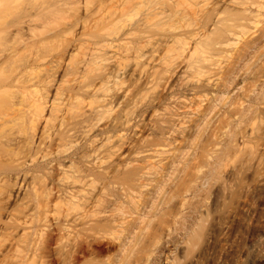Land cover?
Wrapping results in <instances>:
<instances>
[{"label": "bare ground", "instance_id": "obj_1", "mask_svg": "<svg viewBox=\"0 0 264 264\" xmlns=\"http://www.w3.org/2000/svg\"><path fill=\"white\" fill-rule=\"evenodd\" d=\"M217 3H221V10ZM263 10L264 0H0V222L7 216L9 222H16L6 220L9 229L13 225L20 229L18 241L24 244L23 247L18 244L22 252L17 256V264L37 260L40 264H171L174 261L172 252L177 249L176 241L174 249L165 253L162 227L151 225L155 205L161 202L157 198L168 191L166 185L171 188L167 182L169 169H178L174 163L180 149L191 144L189 142L196 143L195 137L204 131L201 130L203 121L209 120L206 116L217 102H226L228 97L221 88L232 81L233 68L240 65L249 49L258 48V43L264 40V23L257 36L247 31ZM237 30L242 32V42L238 37L235 39L240 35ZM244 33L251 37L246 36V39ZM232 44L240 46L235 48ZM229 47H233L232 55L219 58ZM155 55L160 62H154ZM257 56L254 59L259 58ZM228 59L225 66L224 60ZM218 60L223 63L218 65ZM244 64L240 68H244ZM253 65L244 69L250 70ZM125 66L131 67L130 74H135L137 79L144 78V73L150 79L148 83L165 80L181 70L185 75L181 76L182 84L188 80L192 83L191 79L195 82L188 91L194 90L196 96L197 92L203 93L197 97L202 98L198 99V104H192L197 106L193 111L185 110L187 105L180 103L176 108L175 104L171 107L173 103L166 106L167 102L162 114L151 113L154 117L162 115L152 120L155 121L151 122L153 128L149 125L152 132L148 130L156 135L154 140L157 141L151 143L159 146L152 151L161 150L157 155L165 154L166 142L180 138L178 145L168 143L174 152L165 159L168 160L164 162L165 167L163 162L159 163L162 171L159 166L157 176L154 173L148 176L147 169L156 167V163L164 160L162 157L160 161L153 159L155 164L151 163L153 161L146 164L148 168L145 163H137L138 166L130 165L127 169L126 166L122 170L114 169V134L118 129H114V122L118 118L122 121L129 118H121L116 109L120 104L128 105L131 99L127 97L132 92V86L126 89L119 86L121 81V85H125L123 78L127 74L121 75ZM213 72L221 80L215 78L219 83L212 79ZM186 73L193 78L188 74L190 79L186 78ZM204 73L207 76L209 73L211 79H204L205 84H201ZM118 88L124 90L119 93ZM142 89L140 92L146 96ZM218 91L221 93L217 94ZM133 97V102L139 103L140 98L136 97L139 100L136 101ZM135 105L128 107H133L130 109H134V113L135 108L140 107ZM120 111V115H125ZM242 118H238L239 121ZM137 124L140 122L134 126ZM228 132V138L237 135L236 131L235 134ZM230 140L224 145L226 150L231 148ZM17 207L21 209L20 214L15 210ZM11 210L21 216L24 210L27 213L23 214V220L19 216V220L15 217L13 221L14 218L9 217ZM162 221L160 223L164 224ZM167 223L170 225L169 221ZM167 225L165 228L169 227ZM0 230L2 234V228ZM150 231L153 236L146 238ZM98 237L104 238H99L104 242L107 238L111 243L101 246ZM9 250L1 251L0 262L8 255L11 257Z\"/></svg>", "mask_w": 264, "mask_h": 264}, {"label": "rangeland", "instance_id": "obj_2", "mask_svg": "<svg viewBox=\"0 0 264 264\" xmlns=\"http://www.w3.org/2000/svg\"><path fill=\"white\" fill-rule=\"evenodd\" d=\"M213 1H216V0H212V2ZM220 4H218V3L216 4V6L219 8V10L222 9V8H220ZM258 20L253 22L254 25L250 24V26L248 27L250 29L247 31H248V33H251V35H253L252 31L255 32V35L256 34L258 35L260 33H257V32H259V31L261 32V30L263 29L262 25L264 23V13L259 16ZM261 27H262V29L259 30V28H261ZM238 33L240 34L242 32L238 31ZM248 33L247 34L244 33L245 38H246V36L249 37ZM255 35H254V37L257 36V35L255 36ZM240 36L242 37V34L236 36L235 39L238 37L237 39H240V41L242 42V40L244 38L241 39ZM246 39H248V38H246ZM236 41H238V40H236ZM258 44H259V46H258ZM258 44H257L258 48H254L253 50L249 49L247 54L245 55V58L240 62V65H242V66L244 64L243 62H247L248 65H250V64L253 65V59L258 54L257 57H259V58L256 57L258 60L254 59V60H256V61H254V65H253L254 67L253 68L251 67L249 70V69H244V68H246V66L248 67V65H246L247 63L244 64V68L243 67L240 68V65H237L236 68L235 67L233 68V70L234 69L235 70H234V72H232V76L230 77V78L233 77L232 81H230V83L226 82L228 84L227 86H225L227 89L222 86L221 91L225 90L224 95H226V97H228L227 99L229 100V102H227L228 101L227 99H225L226 102H224V100H223V102L221 101L220 103L217 102L215 105V109L214 108H213L214 110L212 109V111L210 112V115L208 112L207 115H209V116H206V117H208L209 120H207V118H205L206 120H204L202 125H201L202 126L201 130H204V131L200 130L202 132V135L200 134L201 133L200 132L199 137L196 136L194 139V141L197 139V141H195L197 143V145H196V143H193V141H192V142H189L191 144H188L187 145L188 147L186 146V147H183L182 150L180 149L179 153L181 152V154H179L178 151H176L178 153L177 157L179 155L180 156L178 157V164L176 163L177 162V157H176V161L174 163L175 164L174 166H176V168H178V169L173 170L174 167H173V169L170 168L169 169L170 177L167 178V179H169V181L167 180V182L168 183L170 182L171 188H170V185L169 186L166 185V188L168 187V189H167L168 191L165 193L166 195L164 194L162 196V194H161V196H159V198H157L159 201L161 200V202L159 204L160 206L158 204L155 205V208L153 210L155 212L154 221L151 223V225L153 224L154 227H158V226L162 227L161 231L163 232V238L165 239V240L164 239L162 240L163 241L162 242L163 243L162 249L164 250L165 253L166 252L169 253V250H171L174 247V244L176 241V243H177L176 248L177 249H175V251L172 252V258L174 259V261H172V263L170 262L171 264H264V90H263L264 89V54H263L264 53V40H261ZM238 45L234 44L233 46L237 47ZM257 46H255V47H257ZM231 48H233V47H231ZM231 48L228 50L229 52L228 51L225 52L226 54L225 53L220 54L221 57L219 56V58H222V56H224V55H225V57H223L222 59L226 58L227 56H231L232 50H233V49L231 50ZM254 50H256V51H254ZM261 52H263V53H262V55L259 56V54H261ZM227 53H229V54L227 55ZM230 53H231V55H230ZM158 54H156V55L157 56L161 55V54H159V55ZM156 55H155V57H157ZM230 59L224 60V63L220 62L221 61V59H220V61L218 60L220 62V63L218 62V65L219 64L221 65V63H223L225 65ZM249 59H250V63L248 62ZM158 61H159V57H157V59L154 62L158 63ZM128 63H129V65H131L130 62H128ZM227 66H228V64H227ZM244 70L245 71L248 70L249 73L246 71V75H245ZM124 71L125 72L123 73V70H122L121 75L125 76V74H127L124 78L122 77L123 80H125V82L123 81V83L126 86L121 85L122 84L121 80H120L121 82L119 81L120 82L119 86L120 87L124 86V89L132 86V88L130 89V90H132V92L129 95V97H127L128 100L130 101V99H131V101L133 102V100H134L133 96H135V98L136 97L138 98L139 97L138 95L141 96L143 91H141L142 92L141 93L140 90L143 87L142 88H140V87L143 86L145 83L146 84L142 90L145 89L144 91L146 92V96H145V93H143L142 97L145 96L146 98L144 97L145 99L143 98L144 99V101H143L142 97H139L140 101L142 99L141 102L138 100L139 98L138 99L136 98L137 99L136 101H139V103H137V102L130 103L131 101L130 102L128 101L129 102L128 105L120 104V107H122L121 105H123L124 108L126 106V109L129 106H131V104L132 105L137 104L140 107H137V108L134 107L137 111L136 113H134L135 112L134 109L132 110L134 112L131 111V109L133 107L132 108L130 107L131 109L128 108L127 111H126V109L122 108L126 111V113L124 110L122 111V112H124L125 115H123L122 112L120 111V110H122L120 107H119L120 110L118 108H117L118 110L116 109L117 114H119L120 117L122 116L121 118H124L125 116H128L129 118L127 119V117H125L124 121H122L123 119H120V120H119V118L116 119L117 122L119 120L120 124L117 122H114V125H115L114 127H116L114 129H117V128L119 129V130L117 129L115 131V132H117V134H114V147L115 148H114V157L113 158H114V163L116 164V166L114 165V169H119L116 167H120L121 169H119V170H122V168H124V166H126V169H127L131 166H135L137 163L138 164L145 163V165L144 164H140V165H144V166H146V168H148L147 165L148 164L150 165V163H149L150 161H153V159L160 161V160H162V159H160L162 157V158H164V160L158 162V165L156 163V167H154L151 164V166L154 168L153 169H151V167L148 168L147 170L149 172L146 169H144L145 171H147L149 173L148 176H150L153 173H154L153 175H155V173H160L159 171L162 169V166H161V164L159 165V163L163 162V166L165 167L166 166L165 163L168 162V160H165V159H169L170 157H172L171 152H174V151H172L173 147H170V149H169V145L172 143H173V146H174V144L178 145L179 141L177 142V140L178 139L180 140V138L178 136V137H176L177 138L176 141L171 138L169 141L170 142L173 141V142H171V143L166 142L167 143L166 146L168 147V149H167V147L164 146L165 148H163V151H165V150L170 151L171 150L170 153L168 151V153L166 154L167 151H165V154H163L161 152L162 155H157V154H160L159 152L161 150L152 151L153 148L159 147V146H156L155 144H154L155 146L152 145L153 142L157 143V141L154 140L156 138V135L151 133L152 132L151 129L154 127L153 123L155 122V121L153 122L152 120H155L154 118L157 119L158 117L162 116L161 115L158 117L157 116L154 117V115H152V114H154L153 112H155V113L159 112L158 115L162 114L163 113L162 110L164 111L163 108L168 106L169 103H171V104L173 103L172 105L170 104L171 107L175 104L173 106L174 108H176L179 105V103L181 106L187 105L184 107V109L186 108L185 110L188 109V110L193 111L192 109H194L195 106H192V104L193 103H194V105L198 104L196 102L198 101V99L200 100L202 98L197 99V97H199L200 94H203V93L201 91H200V93L197 92L198 94L196 96V93L194 90L188 91V88L190 89V86L192 85V83L194 84L195 82H194V80L191 79L192 83L190 82L191 83L190 84L188 82L189 80L187 79L188 81L185 80L188 82V83L186 82L187 84L185 83L186 86L184 84H182L184 79L183 78L181 79V76L185 77V75L181 74V70L180 71L178 70L177 72H179V73L176 72L177 74H175L172 77H171V75L168 76V74H167V76H168L167 78L169 79V77H170V79H169L170 81H168V79L166 77H164V78H166L165 79L166 81L164 79H162L163 81L161 79H160V81H157V79L153 80L151 77V79L153 80L152 83H150V81L148 83V80H150V79L147 78L144 73H142V76H144V78L142 77L144 79V81L141 77H140V79H142L141 81H140V79H137V77L134 74V76L136 77L135 78L133 76L132 72H131L132 76L130 77V75H131L130 74V71H131L130 66H128V68L127 67L124 68ZM188 73H186V75ZM206 74H208V76L205 75V73H204L202 78H201L200 74L199 75L196 74L197 76L196 75L195 76L197 78L199 76L201 78V79L199 78L200 83L205 84L204 79H205V81H210V79H211L209 77V73H206ZM178 75H180V76H178ZM188 75L192 76V74H188ZM188 75L186 76V78L190 79V77ZM215 75L216 74L214 73V75L211 76V77H213L212 79L217 81V82L219 80V82H220L221 80L219 78H216L217 76H215ZM145 77L147 79H145ZM122 78L120 77V79H122ZM177 78H180V79H177ZM192 78H193V76H192ZM215 78L218 80H216ZM194 79H195V77H194ZM138 80H139V82H137ZM145 80H147V81L145 82ZM177 80H180V81H177ZM213 80H212V82L214 83L215 81H213ZM155 81H157L158 84L153 83ZM202 81H203V83H202ZM135 82L138 85L135 84ZM147 83H148V85H147ZM169 83H171V84H169ZM200 83L198 82V85H200ZM151 84H152V86H151ZM253 84L255 87L253 86ZM195 85H197V84H195ZM149 87L153 88V89L151 90ZM186 87H187V89H186ZM253 87L255 88V90ZM184 88H185V90H184ZM124 89L123 88L119 89L120 90L119 93L122 92L121 90H124ZM137 90H139V91H137ZM147 90L150 92H147ZM182 90H184L186 93ZM135 91H137V96L135 95L136 94ZM139 92H140V94H139ZM190 92H193L194 94L193 93L190 94ZM220 93L221 92H219L217 94H220ZM172 94H175L176 96L175 95L171 96ZM131 96H132V98H130ZM229 97H230V99H229ZM170 98H172L173 100H170ZM154 99H156V100H154ZM194 99H196L195 102H194ZM175 100L177 103L173 102ZM240 101H242V102L240 103ZM142 102H144L145 104ZM167 102H168V104H167ZM158 103H160V104L158 105ZM221 103H223V104L220 105ZM161 104H163V105H161ZM239 104L241 107L239 106ZM137 105H135V106H137ZM164 105H166V106L164 107ZM170 105H169V107H170ZM189 105H190V108H187V107H189ZM248 106L251 110L248 108ZM115 107H117V105ZM196 107H195V109H196ZM139 108H141V109H139ZM149 108H151V110H153V108H155L154 109L155 111L154 110L151 111ZM156 108H158V111H156L157 110ZM247 108H248V110H247ZM238 110H240L242 112H240V111L238 112ZM119 111L121 112L122 115H120ZM246 111L247 112L249 111V112L247 113ZM143 113L144 114L146 113V114L144 115ZM190 113H192V112H190ZM240 114H241V116H243V118H242L243 121H242V119L240 121L238 119L241 117ZM246 114H247V116H245ZM155 115H157V114H155ZM234 115H237L240 117L236 116L237 117L236 118ZM143 116H144V118H143ZM145 116H146V118H145ZM212 116H214V117H212ZM234 118H236V119H234ZM105 119H103V120H105ZM141 119H142V121L146 120V123H145V121L142 122ZM121 121L123 122V124ZM125 121L128 123H126ZM102 122H101L100 126H103L107 121L103 122L104 124H102ZM135 122L136 123L140 122V124H137L140 127V129L138 126H136V127L134 126L136 124ZM151 122H153V123H151ZM143 123H144V126H143ZM148 123H150V124H148ZM204 123H206V124L203 125ZM237 123H239V125H237ZM117 124H119V125H117ZM228 124L230 127L227 126ZM145 125L147 127H149V125H151L152 128L150 129L151 126L149 128H147ZM225 126H227L226 129H225ZM224 129H225V131L228 129L227 132L231 131V133H234V134H235L234 131H236L237 135H234L235 139H234V136L231 138H228L229 132L228 133L224 132ZM222 133H224L226 136ZM147 134H149L150 136ZM151 135H153V136H151ZM197 137L200 139H198ZM152 139L154 141H151ZM229 139H231L230 140V144H231L230 147L231 148H229V150L227 148V150H226V148H224V147L229 142ZM168 143H169V145H168ZM194 144H195V146H193ZM203 145H204V147H202ZM151 146H153V147H151ZM190 147L193 148L194 150L191 149ZM205 147L208 149V150H206V152L204 150ZM219 147L222 150L224 149L223 152L220 151ZM185 148H186V151H185ZM200 148L204 151L201 152ZM184 151H185V153H184ZM207 152H208V154H206ZM156 157H157V159H156ZM154 161L151 163L155 164ZM183 161H184V163H183ZM185 161H186V163H185ZM138 164H137V166H138ZM159 166H160V170H159ZM155 168H157L158 171H157V169L154 171ZM171 170L173 172L175 171V173H173ZM172 173L174 174V176L177 177V179L174 178L175 181L173 179L174 176H172L173 175ZM155 176H157V175H155ZM171 176H172V179H171ZM151 177H154V176H151ZM170 180H172V182ZM180 181L181 182L184 181L186 183L183 182V184H182ZM180 186H182V187H180ZM180 188H182V190ZM178 190H179V192L181 191L180 194L177 193ZM169 191H171V192L169 193ZM164 199H165V201H163ZM158 200L156 201V203L158 202ZM157 207H159V208L157 209ZM19 208L20 207L15 208V210H18V213L21 210ZM24 211H26V212H24ZM24 211L23 212L26 214L27 210H24ZM18 213L11 210V213H10L11 216L9 215L10 219L12 220L14 218L13 221H15V217H17L16 220H19V218L21 220H23V214L24 213L22 214V216L18 215ZM16 214H17V216H16ZM174 214H175V217H173ZM13 215H14V217H13ZM19 216H21V217H19ZM176 216L178 218H176ZM7 218H8L7 216H6V218L3 216L1 219L2 221L0 222V226H1L0 228H2V234H0V236H1L0 237V246H1L0 247V253H1V251L4 252V250L7 251V248H8V249H10L8 253L11 254V257H10V255H8V257H6V259H9V260H6L3 258L4 260H2L0 262V264H17L16 262L18 260L16 261V259H18L17 256L21 255L22 251L20 248L23 247L22 245L24 243L21 244L22 240H20V242L18 241V238H19L18 230H20V229L19 228L15 229L14 225L10 224V226L13 225L12 228L10 227V229H11L10 230L9 224H7L9 222L7 220ZM27 218L28 217H26V220H27ZM156 218H157V220H160V222L164 219V221H162V222H165L166 224L165 223L161 224L159 221H158L159 223H156L157 222V220L155 222ZM6 220L8 221L7 223H6ZM167 221H169V223L172 227L170 225H167L168 224ZM172 221H174L176 223L173 224ZM11 222H9V223H11ZM12 223L15 224L16 222H12ZM1 224H3V225H1ZM6 224L8 227L6 226ZM161 225H164V226H161ZM165 225H167V227L169 226L168 228H170V227L172 228L171 232L168 228H165ZM9 230L12 232L9 233ZM167 230H169V231H167ZM0 232H1V230H0ZM10 234L12 236H10ZM148 234H149V236L146 238H149V237L151 238L153 236V234H151V231ZM148 234H146V236ZM167 235H169V236H167ZM99 238L100 237H98V239ZM102 239H104V238H102ZM106 239L107 238H105V242H107V244L111 243L110 242L111 240L107 241L108 239L107 240ZM105 242H104V240H100L99 245L103 246V244L104 245L106 244ZM18 244H21V247ZM174 252H175V254L173 255ZM0 259H2L1 255H0ZM31 264H40V262L37 260V261H33ZM162 264H168V262L162 263Z\"/></svg>", "mask_w": 264, "mask_h": 264}]
</instances>
